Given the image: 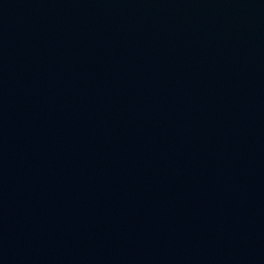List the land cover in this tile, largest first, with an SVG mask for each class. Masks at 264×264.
<instances>
[{
  "label": "water",
  "instance_id": "water-1",
  "mask_svg": "<svg viewBox=\"0 0 264 264\" xmlns=\"http://www.w3.org/2000/svg\"><path fill=\"white\" fill-rule=\"evenodd\" d=\"M0 264H264V0H0Z\"/></svg>",
  "mask_w": 264,
  "mask_h": 264
}]
</instances>
